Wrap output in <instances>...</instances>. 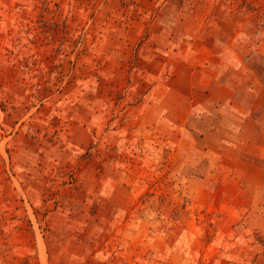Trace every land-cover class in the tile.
I'll list each match as a JSON object with an SVG mask.
<instances>
[{
	"label": "rangeland",
	"instance_id": "1",
	"mask_svg": "<svg viewBox=\"0 0 264 264\" xmlns=\"http://www.w3.org/2000/svg\"><path fill=\"white\" fill-rule=\"evenodd\" d=\"M0 264H264V0H0Z\"/></svg>",
	"mask_w": 264,
	"mask_h": 264
},
{
	"label": "crops",
	"instance_id": "2",
	"mask_svg": "<svg viewBox=\"0 0 264 264\" xmlns=\"http://www.w3.org/2000/svg\"><path fill=\"white\" fill-rule=\"evenodd\" d=\"M231 42H232V43H230L229 45H231V47H233V45L236 44L238 41H236V40L233 39ZM238 43H239V42H238ZM233 48H234V47H233ZM234 49H235V48H234Z\"/></svg>",
	"mask_w": 264,
	"mask_h": 264
}]
</instances>
